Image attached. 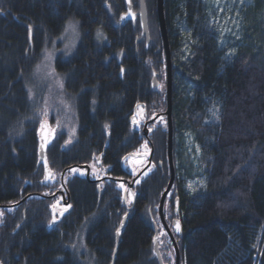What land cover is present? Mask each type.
Segmentation results:
<instances>
[{"label":"trees","instance_id":"1","mask_svg":"<svg viewBox=\"0 0 264 264\" xmlns=\"http://www.w3.org/2000/svg\"><path fill=\"white\" fill-rule=\"evenodd\" d=\"M145 4L148 46L139 23L120 27L125 0H0V204L17 200L26 181L32 183L29 191H45L37 166L43 114L40 99H30L28 90L43 51L71 20L78 24L79 40L69 56L56 57L55 68L76 113L77 136L61 151L68 135L57 134L47 161L60 173L99 154L108 139L103 163L111 167L109 174L133 176L121 160L144 149L145 138L131 131L130 116L136 105L150 114L166 107L156 0ZM164 12L173 77L175 172L164 213L167 209L174 218L177 198L180 264H264V0H254L242 38L231 46L221 44L206 0H164ZM153 71L160 82L155 89ZM162 125L147 138L157 166L132 187V209L124 204V184L73 176L67 182L72 211L52 230L46 227L48 197L27 210L14 233L19 212H2L0 264H111L125 214L114 264H158L152 221L159 226V200L169 180ZM186 134L196 143L203 172V186L195 191L183 181L193 162L186 154L179 161ZM163 240L162 259L174 264L171 240L167 235Z\"/></svg>","mask_w":264,"mask_h":264},{"label":"rangeland","instance_id":"2","mask_svg":"<svg viewBox=\"0 0 264 264\" xmlns=\"http://www.w3.org/2000/svg\"><path fill=\"white\" fill-rule=\"evenodd\" d=\"M206 1L211 8L213 22L217 27L221 44L231 46L238 42L246 29L247 12L254 9V0ZM78 40V24L74 20H71L67 23L63 34L55 38L50 47L43 51L32 76L34 82L31 85L33 88L28 90L30 99H40L38 102V112L43 114L40 118L43 121H47V124H52L50 120L52 116L54 131L56 134L63 131L66 132L68 135L66 142L73 140L75 137L76 113L64 90L61 75L56 71L55 60L57 56H69L73 52ZM161 84V87L164 86L163 78ZM161 111L164 112L165 108ZM162 126L164 129L166 128L165 124ZM185 150L186 152H184ZM198 153L199 151L192 136L189 134L184 135L183 152L181 153L179 161L181 163V160L185 159L186 154L187 158L193 162L191 172L184 173L183 175L184 186L190 191L198 190L203 186V172L198 166ZM128 161L132 163L136 162V167L140 163L141 166L144 165V162L139 161V159L132 160V158H129ZM130 170L133 169L130 168ZM74 172L75 170H68L65 174V179H68L70 174ZM95 173L96 169L93 168L91 176L95 177ZM132 198L133 193L130 192L129 196L127 195L128 203L131 202ZM165 206L168 208L167 203ZM165 210L167 211L166 218H169L170 213L167 209Z\"/></svg>","mask_w":264,"mask_h":264},{"label":"flooded vegetation","instance_id":"3","mask_svg":"<svg viewBox=\"0 0 264 264\" xmlns=\"http://www.w3.org/2000/svg\"><path fill=\"white\" fill-rule=\"evenodd\" d=\"M131 4H132L133 11L136 14V17L134 20H130V21H127V22H124L123 24H121L120 17L123 13H125V11H124L123 13L120 14V16L118 18L120 27H122L123 25H125L127 23H131L133 25V27H135V25L137 23H139V25H140V18L138 15L139 2H138V0H137V2L131 1ZM140 29H141V27H140ZM117 59H118V63H120L121 62V55H119ZM121 68H120V70H121ZM136 106H138V105H136ZM154 114H150L147 112V110L145 111L144 108H142L141 106L140 107L138 106L136 110L134 108V111L131 115V116H133V121L136 122V124L132 127L131 131L135 132L136 134L143 135L145 138L144 149L137 150L136 154H138V153L143 154L141 152L146 153L145 156L131 157V158H133L132 160L139 159V161L144 162V165L141 166V163H140V165H137V167H136V162L132 163L131 161L128 162V164H126V166H125V163L127 162V160L129 158L127 157V158L123 159L126 155L123 156L121 163H122V165H124V167H126L128 172L133 175L132 177H130L129 175L112 176L109 174L111 167L106 166L103 163V158L105 155V151H104L105 145L99 154H97V155L93 154L92 156H90V158L87 161L80 163V164H75L76 166H74V167L67 168L65 173H63V174H62L63 170L60 173H57L50 168L53 171V176H52L51 181L46 185L41 184V180L43 179V176H44V168L41 164H38V162H37V166H41L42 171H43L42 177L39 180L40 181L39 184L42 186V190H45V191H37V190L29 191L28 187L31 186V184H32L31 181H27L26 185L23 183L21 189L19 190V198L17 200L11 201V202L6 203V204H0V222L3 218L2 212H12V213H15L16 215L19 212L18 215H20L21 218H20V221L17 222L16 228L13 231V233L16 232L20 227L19 225L25 220L27 210H29V208L36 209V207L39 206L40 202L38 201V199L40 197H48L50 199V204H49L50 217H49V220L47 222L46 227L48 230H52L54 228V226L60 224L63 221V219L67 216V214L72 211L73 206L71 204L72 201H71L69 192L67 190V182L73 176H80V177L84 176L86 178L87 170H86V168L81 167V166H88L89 167V179L86 178L87 180L93 181L94 179H97V180H99V183H104V180H106L107 182L114 181V182L120 183V185L124 184L125 186L123 188V191L127 190L126 194L129 196V193L133 191V188L131 189L129 187L128 182L132 181V179L145 167L146 163H148L150 161L151 165L153 164L152 156H150L152 149L150 147V144H149L147 138H149V136H152L153 133H155L156 129L161 126L162 123L160 124V122H159L161 118L158 117L152 123L147 124V128H146L147 134H144V125H145V122L149 121L153 117ZM75 120H76V115H75ZM43 122H47V121L42 120L40 122V126H39V129L37 131V137H38L39 132L41 131V127H42ZM47 126H49L50 133H51L50 144H49V145H51L53 140H55L54 139L55 136H57V134H59L60 132L56 134V132L53 129L52 124H47ZM75 126H76V124H75ZM76 136H77V126L75 128L74 139L76 138ZM106 137L108 138V133H107ZM107 142L109 144L108 139L105 142V144ZM67 144H70V142L62 144L60 146L61 147L60 150L63 151L66 148ZM101 154H103V155L101 156V158H99ZM48 164H49V162H48ZM93 168L96 169V173H95L96 178L91 176ZM130 168H132L133 170H130ZM151 168L152 167L150 166V169ZM71 169L75 170V172L70 174L68 179H65V174L67 173L68 170H71ZM142 175H144V173L141 174L135 180L132 187L134 186L136 181L140 180ZM117 179H124V181H120ZM132 193H133V197H134L135 194H134V192H132ZM52 212H55V219L59 218L60 213H62V214L64 212H68V213L64 214L62 219L59 222H55L53 224L52 228H49V225L51 224L52 218H53ZM178 218H179V215H178ZM166 220H167L168 224L171 225L172 218H166ZM158 227H159V232H158L159 243H161V245L164 246V243H163L164 240L163 239H165V235H167V232L165 231V229L163 228L161 223L159 224Z\"/></svg>","mask_w":264,"mask_h":264},{"label":"water","instance_id":"4","mask_svg":"<svg viewBox=\"0 0 264 264\" xmlns=\"http://www.w3.org/2000/svg\"><path fill=\"white\" fill-rule=\"evenodd\" d=\"M138 2H139L138 15L140 18V27H141L142 35L144 36L145 41H146V46H148V44L150 42V34H149V29H148V24H147L146 5H145L144 0H138ZM125 9H126L125 13H123L120 17L121 24H123L124 22L130 21V20H134L136 17V14L133 11L132 4H131L130 0H125ZM156 9H157V17H158V23H159V28H160V34H161V38H162L164 61H165V70H166V77H165V85H166L165 103H166V107H165L164 112H160V113L155 114L149 121L145 122L144 134H147L146 128H147L148 123H152L158 117H162L166 120L167 163H168V169H169V180H168V183H167L165 189L163 190V192L160 196L158 211H159L160 222H161L163 228L165 229V231L167 232V234H168V236H169V238L173 244L174 259H175L174 264H180V253H179L177 241L175 238V236L179 237L182 233L181 221L178 218L179 208H178V199L177 198H175L174 203H173L174 204L173 214L175 217L171 221L170 227L168 226L167 221L165 219V215H164L165 199L169 195L170 190L173 187L174 176H175L174 175L175 174L174 163H173V149H172V146H173L172 145V140H173L172 81H173V77H172V65H171V55H170V49H169V40H168L166 21H165L164 0H156ZM2 15H5V14L2 13ZM14 19H16V17H14ZM29 43L31 45V33H30V42ZM123 74H124V68H121L120 76L123 77ZM159 85H160V82L158 80V73L153 71V76L151 79V89L158 88ZM136 109H137V106L135 107V110ZM129 121L133 126L136 124V122L133 121V116L130 117ZM46 123L47 122H43L42 127H41V131L38 134V164H41L44 168V176H43V179L41 180V184H44V185L48 184L51 181L52 176H53V171L50 169L48 161H47V157H46V152H47L48 146L50 144V137H51L49 126H47ZM107 146H108V142L105 144L104 151H105ZM102 155L103 154H101L99 158H101ZM145 155H146V153H143V154H133L132 153V154L126 155L123 159H125L127 157H138V156H145ZM148 165H149V163L147 164V166L145 168H143L132 179V181L128 182L126 180L129 184L130 188H132V185L135 182V180L148 167ZM81 167L86 168V170H87L86 178L89 179V167L88 166H81ZM65 171H66V169L63 170L62 174L65 173ZM117 180L124 181V179H117ZM26 184H27V181H26L25 185ZM126 192H127V190L124 191L123 199H124L125 205L127 206V204H126ZM127 207H128V210H130L133 208V204L131 206H127ZM66 213H68V212H64L63 214L60 213L59 218L55 219V212H52L53 218H52L51 224L49 225V228H52V226L55 222H59L62 219L63 215ZM127 217H128V214H125L123 216L121 224L119 225V227L116 231L115 246H114L111 264H114V262H115L118 247H119V244L121 242V236L123 233V229L127 223ZM177 221H179V231H177V227H176ZM152 226H153V230H154L153 253H154V255L158 261V264H166V263H164V261L162 259V255H161L160 250H159V243H158L159 227L157 226L156 222H154V220L152 221Z\"/></svg>","mask_w":264,"mask_h":264},{"label":"snow or ice","instance_id":"5","mask_svg":"<svg viewBox=\"0 0 264 264\" xmlns=\"http://www.w3.org/2000/svg\"><path fill=\"white\" fill-rule=\"evenodd\" d=\"M121 187H123V185H121ZM189 187H191V185H189ZM176 227H177V231H179V221L176 222Z\"/></svg>","mask_w":264,"mask_h":264}]
</instances>
